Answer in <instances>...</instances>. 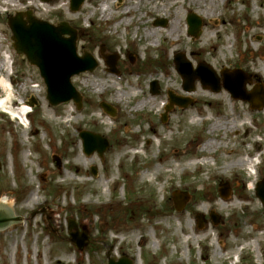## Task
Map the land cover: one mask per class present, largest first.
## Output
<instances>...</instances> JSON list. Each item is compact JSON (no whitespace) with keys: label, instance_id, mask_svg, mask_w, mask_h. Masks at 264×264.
I'll use <instances>...</instances> for the list:
<instances>
[{"label":"rangeland","instance_id":"1","mask_svg":"<svg viewBox=\"0 0 264 264\" xmlns=\"http://www.w3.org/2000/svg\"><path fill=\"white\" fill-rule=\"evenodd\" d=\"M104 1L86 0L72 13L69 0H0V202L8 199L9 210L23 219L0 232V264H106L107 256L135 264H264V210L254 194L264 179V108L252 111L226 91L211 93L197 81L192 92H184L173 64L174 55L183 54L193 68L203 62L217 75L222 69H239L251 76L247 92L256 85L264 89V1L218 0L214 22L203 13L209 8L203 3L198 10L188 7V0H140L145 10L157 11L144 26H128L130 19L99 20ZM143 8L136 17L144 14ZM26 11L52 25L68 23L77 31L78 56L87 52L97 61L94 72L71 80L82 98L81 109L72 102L49 106L38 71L14 53L7 19ZM188 13L202 20L198 38L187 35ZM158 20L165 26H155ZM174 22L179 34L172 40L178 41L169 51L165 35ZM152 28L155 39L146 41L141 34ZM201 45L203 51L192 53ZM102 48L104 56L119 57L116 76L107 72ZM152 83L156 94L150 93ZM132 89L137 99L130 98ZM168 93L193 104L174 106L162 122ZM117 94L122 95L119 101ZM144 99H154L157 108L136 110ZM32 100L35 105L29 108ZM100 103L115 109L116 116L105 115ZM216 121L234 122L235 130L209 135ZM82 131L107 140L103 158L83 154ZM208 139L220 150L201 153ZM195 144L198 148L190 149ZM247 155L260 164L252 170L249 162L228 172L222 183L228 184L227 198L219 196L222 184L200 185ZM78 156L76 169L72 165ZM200 156L204 158L194 160ZM246 177L251 181L237 189L236 182ZM174 192L187 196L180 212L174 208ZM241 193L247 199L240 200ZM31 194L36 195L33 204ZM210 195L217 200L206 203ZM213 203L229 206L218 213ZM210 213L218 219L216 226ZM197 215L202 216L201 229ZM69 220L76 225L72 234L86 232L88 243L81 250L69 241Z\"/></svg>","mask_w":264,"mask_h":264},{"label":"water","instance_id":"2","mask_svg":"<svg viewBox=\"0 0 264 264\" xmlns=\"http://www.w3.org/2000/svg\"><path fill=\"white\" fill-rule=\"evenodd\" d=\"M49 2L51 0H41ZM70 11L77 12L85 0H69ZM158 26H165V21L156 22ZM187 25L189 27L188 34L192 37H198L200 34L201 20L194 15H188ZM8 29L11 34L13 48L19 57L25 58L27 63L38 69L39 75L46 87V100L52 107H57L63 103L72 101L77 109L81 108V97L71 85V78L85 72H93L97 67V63L88 53H84L82 58H79L76 53L77 33L70 28L65 22L58 23L56 26L47 22L37 20L33 17L30 11L25 13H17L8 18ZM106 66L109 67V72L116 73L115 65L116 56L105 58ZM132 62V60H130ZM176 71L180 76L185 92L193 91V83L198 80L203 87H207L212 92H219L220 88L215 78L213 71L205 64H198L196 70H193L191 65L185 60L182 54H177L174 57ZM223 77V88L227 90L232 98L242 100L250 104L251 109H261L264 107V95L261 88L255 89L252 93L247 94L244 90L245 76L241 72L228 73L221 71ZM152 94L157 93L156 83L150 86ZM169 106L165 112H169L173 105L186 108L192 105L191 101L181 99L168 94ZM35 104L31 101V105ZM100 108L109 116L114 117L115 111L109 105L101 103ZM165 122V115L162 119ZM82 140L83 153L90 156L96 153L99 157L108 149V143L105 139L97 134L89 132H81L79 134ZM56 165L59 166V161L54 159ZM92 175L96 174L95 168L91 169ZM228 186L224 184L220 189L219 194L222 198L228 196ZM255 195L260 200L264 209V179L256 185ZM185 199L182 196L174 197L175 209L180 210ZM213 225H217V220L214 216H210ZM201 218L198 217V220ZM22 222V218L15 217L13 213L4 207L0 206V232L7 228L16 227ZM17 224V225H15ZM13 225V226H12ZM76 229L73 221H69L68 232L70 242L77 250H81L87 245L86 233L72 234L71 230ZM107 264H133L127 258H121L118 261L108 258Z\"/></svg>","mask_w":264,"mask_h":264},{"label":"bare ground","instance_id":"3","mask_svg":"<svg viewBox=\"0 0 264 264\" xmlns=\"http://www.w3.org/2000/svg\"><path fill=\"white\" fill-rule=\"evenodd\" d=\"M170 1L174 2L176 0H170ZM262 1H264V0H262ZM202 3L209 7L207 9H204L203 13H205V15H207L211 21H214V22L218 21V19L214 15V13H215L214 9L217 7L218 0H188L187 6L188 7L194 6L199 10V8H201ZM175 6L179 7L180 4L175 3ZM140 8H143L140 4V0H122V2L118 3V4L110 2V0H105L102 3V5H100V7L98 9V16H99V20H104L107 22L115 23L118 21V23H120L123 20L130 19V23L128 26H144V25H146L148 18H151L153 16V14H155L157 11L155 8L152 10L151 9L145 10L143 8L144 14L140 15L139 17H136L135 14L137 11H139ZM118 23L115 24V26H114L115 29L117 28ZM137 33H138V31L136 32V34ZM155 33H156L155 30L152 28L151 30L148 31V33L145 32L144 34H141V37H143L146 41H149V40L153 41L155 39V35H156ZM114 34H116V33H114ZM177 34H179V25L175 22L171 23L170 26L168 27V32L165 35V38L170 39V41H171V42H169V51H172L174 49V46H176V42L178 41V38H177V40H172V38L175 37V35H177ZM203 49H204V45H201V47L198 50L193 51L192 53L197 54L198 52L203 51ZM165 53L167 54V52H165ZM253 73L257 78L260 77L259 71L253 70ZM100 90H103V89H100ZM129 96L131 99H137L138 98V96L135 95V90H133V89L130 91ZM121 97H122V95L117 94V101H119ZM154 103H155L154 99L153 100H150V99L141 100L140 102L137 103L136 110L143 109L147 105H149L150 108H157V106ZM1 104L2 103H0V106H2ZM194 122H195V120H193L192 126H195ZM220 130H225V131H228L229 133L234 131L235 130L234 122L228 123V122L216 121L210 127L209 135L213 134L216 131H220ZM191 148H195V150H196L198 148V146L196 144L194 146L191 145L190 149ZM214 149L220 150L219 145L214 142V139H210V140L206 141L201 146L200 152L210 154V153H212V151ZM225 149L227 150V148H225ZM27 156L28 155L23 154L24 158H26ZM249 157L250 156L247 155V158L245 160H239L236 163H230V164L224 165L218 171H216L214 174H212V176L208 179L207 183L200 182V185L203 187L204 186L208 187L209 186L208 183H211L212 181L215 184H222L223 182L226 181V179H229L228 175H227L229 171H231V172L235 171L236 169H238V168L240 169V168L244 167L246 164H249ZM78 160H79V156L74 159L73 165H72L76 169L80 167ZM81 181L83 182V179H81ZM247 181L250 182L251 177H246L245 179L238 180L235 184V187L237 189L239 188L240 190L241 189L243 190L245 188V183ZM198 184H199V182H198ZM188 187H190L191 190H195V186L192 184H190ZM35 196L36 195H33V194H31L29 196L28 201L31 204H33L36 201ZM238 197L240 200L241 199L243 200V199H247L248 196L246 193H241ZM205 199H206V201H205L206 203H212V202H215L217 200L214 196H211V195L207 196ZM109 204L110 203L102 204V205L105 207V206H108ZM0 206L8 209L9 200L8 199L2 200L0 202ZM213 206L217 207L218 213H222L226 208H228L229 205H220L219 206L218 203H213ZM111 208H112V211H114L115 210L114 208H117V207H111ZM207 208L208 207H201L200 209L202 210V209H207ZM209 208H213V207H209ZM244 208H247V206H245ZM247 224H249V222H246V225Z\"/></svg>","mask_w":264,"mask_h":264},{"label":"flooded vegetation","instance_id":"4","mask_svg":"<svg viewBox=\"0 0 264 264\" xmlns=\"http://www.w3.org/2000/svg\"><path fill=\"white\" fill-rule=\"evenodd\" d=\"M255 76V75H254ZM255 78H256V76H255Z\"/></svg>","mask_w":264,"mask_h":264}]
</instances>
